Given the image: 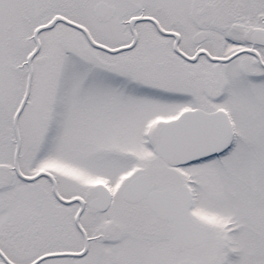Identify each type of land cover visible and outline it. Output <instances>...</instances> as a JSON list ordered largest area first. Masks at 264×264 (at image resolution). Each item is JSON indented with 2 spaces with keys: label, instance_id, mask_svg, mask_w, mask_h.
<instances>
[{
  "label": "snow or ice",
  "instance_id": "6c2138e0",
  "mask_svg": "<svg viewBox=\"0 0 264 264\" xmlns=\"http://www.w3.org/2000/svg\"><path fill=\"white\" fill-rule=\"evenodd\" d=\"M0 264H264V0H0Z\"/></svg>",
  "mask_w": 264,
  "mask_h": 264
}]
</instances>
